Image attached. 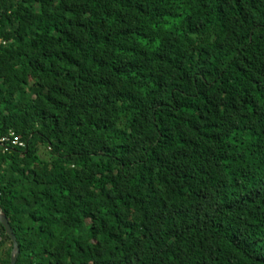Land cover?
I'll use <instances>...</instances> for the list:
<instances>
[{
	"label": "trees",
	"instance_id": "obj_1",
	"mask_svg": "<svg viewBox=\"0 0 264 264\" xmlns=\"http://www.w3.org/2000/svg\"><path fill=\"white\" fill-rule=\"evenodd\" d=\"M11 134L16 264H264V0H0Z\"/></svg>",
	"mask_w": 264,
	"mask_h": 264
},
{
	"label": "water",
	"instance_id": "obj_2",
	"mask_svg": "<svg viewBox=\"0 0 264 264\" xmlns=\"http://www.w3.org/2000/svg\"><path fill=\"white\" fill-rule=\"evenodd\" d=\"M0 222L5 227L7 234L13 243V251L11 254L10 264H16L18 261V258L20 256V246H19V243L17 241V237L14 233L15 231L11 225L10 219L8 218L7 214H5L2 211H0Z\"/></svg>",
	"mask_w": 264,
	"mask_h": 264
},
{
	"label": "built area",
	"instance_id": "obj_3",
	"mask_svg": "<svg viewBox=\"0 0 264 264\" xmlns=\"http://www.w3.org/2000/svg\"><path fill=\"white\" fill-rule=\"evenodd\" d=\"M0 142H2V143H4V142L9 143L10 142L13 146H19V145L24 146L25 145L24 142L20 141L17 137H14L13 134H11L10 137H7V138L1 140ZM6 147H9V146L7 145ZM6 150H9V148H6Z\"/></svg>",
	"mask_w": 264,
	"mask_h": 264
}]
</instances>
